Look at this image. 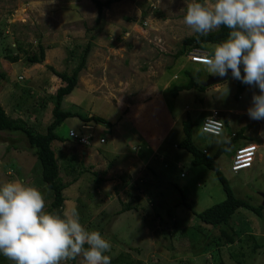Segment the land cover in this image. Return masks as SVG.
Wrapping results in <instances>:
<instances>
[{"label": "rangeland", "instance_id": "obj_1", "mask_svg": "<svg viewBox=\"0 0 264 264\" xmlns=\"http://www.w3.org/2000/svg\"><path fill=\"white\" fill-rule=\"evenodd\" d=\"M185 14V0H122L104 9L97 29L99 11L92 0H0V67L9 77L0 81V103L8 114L26 120L39 130H44L52 120L51 95L62 84L49 66L71 72L79 62L81 49L76 48L74 52L78 53L70 60V48L85 44L92 32L89 29L96 28L86 68L81 71L75 90L65 97L63 107L110 121L111 127L95 123L85 131L93 140L103 134L107 142L91 140L92 145L86 146L71 138L65 142L56 140L52 146L61 165V176L70 184L64 190L65 209H76L86 229H103L102 235L112 245L106 253L111 264H122L121 253L133 264H220L211 261V253L202 248L220 234V229L194 221L195 215L184 205L175 207L180 196L176 184L185 191L195 211H202L227 196L215 170L194 165L188 150L172 146L171 139H180L184 134L180 120L186 115L179 114L184 109L195 119L199 108L207 107L213 113L220 109L228 119L221 136L201 135L200 122L194 128V143L208 148L211 155L227 135L230 138L243 126L248 137L260 138L261 141L254 139L260 144L257 158L259 155L261 158L253 168L238 174L230 170L235 148L248 142L247 137L230 147L218 162L237 196L255 205L263 203L264 120H252L247 114L253 92H258V88L246 85L238 100L235 97L238 80L230 76L220 88L219 83L207 88L208 99L205 98L204 104L197 99L203 94L199 90H182L177 96L172 95L174 84L189 79L178 62L185 63L188 69L197 65L202 77L211 76L205 64L188 62L187 56L175 57L183 40L196 35L184 24ZM39 42L47 48L46 58L42 63L30 64L19 46L28 52L37 50ZM215 44L202 46L212 52ZM7 54H18L20 60L12 62ZM175 73L179 74L177 78ZM82 125L85 124L78 116L69 117L57 132L68 138L70 128L84 130ZM172 130L176 133L168 141L166 137ZM164 140H167L163 146L166 154L161 159L166 162H155ZM97 143L102 146L98 147ZM35 150L23 132L0 130V184L19 179L38 187L50 210L53 192L42 182ZM72 156L78 158L77 168L84 169L77 180H74L77 172L68 173L65 169L67 158ZM182 170L186 173L184 177L180 174ZM153 191L159 193L154 197L155 202H152ZM135 193L143 197L137 207L117 215L123 203L131 201ZM171 208H177L179 215H176L182 219L190 218L191 223L204 227V233L211 237L196 232L191 239L183 237L181 231L173 236V228L160 224L157 215L159 212L170 217ZM233 219L235 223L240 221L236 229L242 238L247 234L241 228L252 229L259 239L264 237V216L240 208ZM164 230L172 235L167 236ZM252 243L246 238L224 245L219 259L224 264H240L232 253L245 252L246 264H264V247L251 255ZM79 259L73 264H79Z\"/></svg>", "mask_w": 264, "mask_h": 264}, {"label": "clouds", "instance_id": "obj_2", "mask_svg": "<svg viewBox=\"0 0 264 264\" xmlns=\"http://www.w3.org/2000/svg\"><path fill=\"white\" fill-rule=\"evenodd\" d=\"M185 3L183 22L191 32L207 36L222 26L229 29L227 38L215 44L212 52L198 47L209 54L204 63L190 58L197 48L191 49L187 58L192 63L205 64L209 74L223 78L231 71L233 79L258 88V92H253L247 114L252 120H264V0H185ZM185 118L180 120L181 128ZM89 125L92 124L82 125L85 129L76 131L87 135ZM198 131L201 135L220 136V121L206 117ZM250 142L258 144L253 140L243 144ZM111 247L98 230H88L82 225L76 209L67 208L62 213L47 210L44 193L38 187L19 179L0 184V255L12 264H68L77 258L79 264H111V257L106 254Z\"/></svg>", "mask_w": 264, "mask_h": 264}, {"label": "trees", "instance_id": "obj_3", "mask_svg": "<svg viewBox=\"0 0 264 264\" xmlns=\"http://www.w3.org/2000/svg\"><path fill=\"white\" fill-rule=\"evenodd\" d=\"M96 7L98 8L99 11V16L97 18V29L99 28L98 26L100 25V21L102 19L104 9L109 8L112 4L120 2L122 0H92ZM96 28H90V37L87 40V42L83 45H74V48H70V60H74L76 57V53L74 50L76 48L81 49L80 53L78 54L79 56V62L78 64L73 68L71 72H69L67 69L63 71H58L55 67L49 66V68L53 71V73L59 77L62 81V85H60L56 92L51 95L53 97L54 101V107L52 110V120L46 125L44 130H39L38 128H35V126L30 125L29 122L22 118H14L10 114L7 113L6 109L3 107V105L0 103V130H14V131H21L23 132L26 137L28 138L29 142L31 143L32 146L36 148L35 150V155L38 159L39 162V167H40V172H41V179L42 182L53 192V199L50 202V210L55 211V212H63L65 210V200L67 199L64 190L70 185L69 183L65 182L63 177L61 176V165L58 159V156L56 154L55 149L53 148L52 144L54 141L59 140L61 142H65L66 140H71V136L69 135L68 138L63 137L61 134L57 132V128L69 117H74L78 116L85 124H103L110 126L111 123L108 121L106 118L99 116V115H88V114H83L78 111H72V110H67L63 107V101L65 97L69 94H71L79 81V76L81 71L86 68L87 65V59L88 56L94 46V40L96 39ZM229 29L226 27H221L215 31L210 32L207 36H198L197 34L194 36H189L186 37L183 40V45L181 46L180 49L175 53V57H183L187 56L189 51L193 48H206L202 46V44L206 43H219L225 40L228 36ZM46 46L42 43H38V49L37 50H29L28 52L24 49V47L19 46V50H22L23 52H26L27 56V61L30 64H36V63H42L45 58H46ZM208 49V48H206ZM6 50H11L10 48L6 47ZM7 58L12 61V62H17L20 60V56L18 54L13 55V54H7ZM191 71V70H190ZM189 69H186V73H188V81L186 83H180V84H174L171 88V92L173 96H177L180 91L182 90H199L201 93H203L201 96H197L198 101L200 104L205 103V92L209 86H204L201 83V80L203 79L202 76L197 73L194 74L190 72ZM231 72V71H230ZM9 77L6 74V72L0 67V81L1 80H7ZM246 88V85L243 84L241 81L238 80L236 92H235V97L236 99L239 100L241 95L244 93V90ZM259 91V90H258ZM189 111V110H188ZM190 112V111H189ZM218 114L224 119L225 125H224V130L225 126L227 125V121L224 113L222 111L218 112ZM205 117L202 119V123L204 121ZM198 122H200V125H202L201 121L196 120L194 117H192L190 114L187 115V117L183 120V131L184 134L181 135L182 138L177 139L173 138L171 139L172 146L174 148L175 145L179 149H186L192 154V162L194 165H204L209 169L215 170L217 173V176L219 180L221 181L224 190L226 191V198L222 200L221 202H218L202 211H195L188 201V196L185 193V191L182 189L181 186L175 185L177 191L179 192L180 196L175 202V207H179L180 205L186 206L188 209L192 211V213L195 215V220H200L204 222L205 224L212 225L215 228L220 229V234L214 235L211 240L208 241V243L202 247L205 249L207 252L206 253H211V258L213 262H220V264H224L223 261H221L219 258L221 248L224 245L227 244H235L237 241L245 240L246 238H249L253 241L252 247H251V255H254L255 252H257L258 249H261L264 247V237L258 238L253 231H248L245 228H241L240 230L245 232L246 237L242 238L236 227L240 224L235 223L234 221V215L237 213V211L240 208H245L248 209L252 212H254L256 215L263 217L264 216V205L263 204H258L255 205L251 203L249 200L239 197L236 195L233 187L230 185L229 180L227 177L224 175V173L220 169V165L218 162L219 157L224 154L230 147L233 145L237 144L240 140H242L244 137H247L249 141H255L254 139L258 138L256 136H251L249 137L245 134L246 132V127H242L236 132H234V135H231V137L221 144L218 148L217 151L214 155H211L209 152V149L206 147H198L196 143H194L193 140V131L195 126H197ZM111 127V126H110ZM179 128V127H176ZM76 130V129H75ZM77 130V131H82ZM224 130L222 134L224 133ZM85 133V132H83ZM176 131L172 130L166 139H170L171 134H175ZM221 134V135H222ZM220 135V136H221ZM215 136V135H213ZM99 137H104L105 141H101V139H96L93 140L95 143L98 142L100 144L106 143L107 142V137L105 135H101ZM256 137V138H255ZM94 139V137H93ZM167 140H164L162 144H160V147L158 149V154L155 158V162H163L165 163L166 160H162L161 157L165 156V151L163 149L164 144L166 143ZM260 140V139H259ZM169 141V140H168ZM97 143V144H98ZM238 144L237 146L242 145ZM92 145V144H91ZM90 144H87L86 146H91ZM102 145L98 144V147H101ZM207 149V151H205ZM101 150V148H100ZM66 160V165L65 169L67 170L68 173H74L77 172L78 174L75 175L74 180H77L79 175L84 173V169L77 168V157L72 156L67 158ZM231 164V162H230ZM253 168V167H251ZM150 169L154 171V168L150 166ZM230 170L235 173L230 165ZM182 173H184V176H186V173L182 170L181 171V176ZM238 174V173H236ZM77 176V177H76ZM182 176V177H184ZM164 180V179H161ZM169 185V184H167ZM169 187V186H166ZM152 193V202H155L156 195H159L158 192L153 191ZM162 195H164L163 191L160 192ZM143 199L140 193H135L132 195L131 201H128L127 203H123V207L117 212V215H120L121 213L132 210L137 207V203ZM174 207V208H175ZM170 211L172 212L170 217H165L162 216L159 212L157 213L158 218L160 220V224L164 223V226L166 225L167 227H172V234L175 236L176 232L178 233L181 231L183 234V237L187 238H195L196 232L198 233H204L202 227L199 224L191 223L189 220L190 218H184L182 219L181 217L177 216V208L173 209L171 208ZM179 215V214H178ZM112 218V217H111ZM237 224V225H236ZM101 226V224H100ZM193 230V231H192ZM98 231L102 234L103 229L100 227L98 228ZM166 232L167 236H170V231L169 230H164ZM191 231V232H190ZM171 234V235H172ZM205 234V233H204ZM208 239L211 237L210 235H204ZM263 240V241H262ZM234 257H236L240 264L247 263V253L241 252L240 255L237 253H232ZM120 262L122 264H133V261L129 260L128 256L124 253H121L120 256ZM74 261L68 264H73ZM0 264H12L11 261H9L7 258H5L3 255H0Z\"/></svg>", "mask_w": 264, "mask_h": 264}, {"label": "built area", "instance_id": "obj_4", "mask_svg": "<svg viewBox=\"0 0 264 264\" xmlns=\"http://www.w3.org/2000/svg\"><path fill=\"white\" fill-rule=\"evenodd\" d=\"M208 56H209V54L206 50L199 49V48L193 49V51L190 53V58L193 61L199 62V63H204V60ZM209 116L213 117L217 121H220V129H221V134H222V132L224 130V125H225L223 118L220 115H218V113H216V112L212 113L206 117H209ZM204 121H205V119H204ZM207 134H209V133H207ZM211 135H215V134H211ZM70 136L74 139H77L78 141H80L82 143L89 144L91 142L90 137L88 135H80L79 132H77L76 130H71ZM215 136H217V135H215ZM101 141L102 142L105 141V138L102 137ZM258 149H259L258 144H255L253 142L238 146L236 148V152L234 153V155L232 157V162H231L232 170L234 172H239L242 169L250 168L253 165V162L256 158V154H257ZM182 176H184V173H182Z\"/></svg>", "mask_w": 264, "mask_h": 264}, {"label": "crops", "instance_id": "obj_5", "mask_svg": "<svg viewBox=\"0 0 264 264\" xmlns=\"http://www.w3.org/2000/svg\"><path fill=\"white\" fill-rule=\"evenodd\" d=\"M211 52V51H210ZM190 60L188 59V62H189ZM191 62V61H190ZM193 64H197V63H193ZM178 66H180V69H184L185 71H186V69H188V68H186V64L185 63H183V62H178ZM191 70V71H190ZM189 71L190 72H192V73H194V74H197V73H199L200 75H202L201 73H202V70L197 66V65H195V66H193L192 67V69H189ZM173 75H179V74H173ZM186 75H189L188 73L186 74ZM209 75H212V74H209ZM202 78H204V77H202ZM220 85H219V88H220V86H221V84L222 83H219ZM62 85V84H61ZM215 90H218V89H215ZM207 97V99H208V96H207V93H205V98ZM187 107V106H186ZM211 111H213V110H210V109H208L207 107H203V108H199L198 109V112L196 113L198 116V118H196V120H199V121H201V123H202V119L204 118V117H206L207 115H209V114H211L212 112ZM215 111H217V113L218 112H220L221 110L220 109H216ZM182 113H184L185 115H186V117H187V115L188 114H190V112L188 111V110H186V109H184L182 112H180L179 114L180 115H182ZM182 118H183V116H181ZM173 119H174V117H173ZM165 122H166V120H164L163 121V127L165 126ZM227 138L224 140V142H226L229 138V136L227 135L226 136ZM256 137H258V136H256ZM259 138V137H258ZM260 139V138H259ZM261 141V140H260ZM223 142V143H224ZM222 143V144H223ZM261 158V155H259L258 156V158H257V160L255 161V164H254V166H256V163L258 162V160Z\"/></svg>", "mask_w": 264, "mask_h": 264}, {"label": "water", "instance_id": "obj_6", "mask_svg": "<svg viewBox=\"0 0 264 264\" xmlns=\"http://www.w3.org/2000/svg\"><path fill=\"white\" fill-rule=\"evenodd\" d=\"M231 76V73L229 72L228 75L226 77H219L217 75H211L210 77H208L207 79L205 80H202L201 83L204 85V86H210L212 84H215V83H219V82H222V81H225L227 78H229ZM261 195L263 197V205H264V192H261Z\"/></svg>", "mask_w": 264, "mask_h": 264}]
</instances>
